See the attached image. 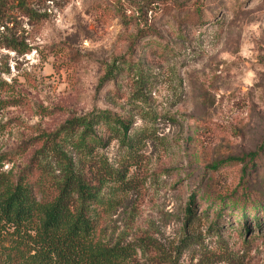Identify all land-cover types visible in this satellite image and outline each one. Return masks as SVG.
<instances>
[{
    "label": "rangeland",
    "instance_id": "rangeland-1",
    "mask_svg": "<svg viewBox=\"0 0 264 264\" xmlns=\"http://www.w3.org/2000/svg\"><path fill=\"white\" fill-rule=\"evenodd\" d=\"M34 1L42 22L9 25L31 52L0 48V171L24 169L66 121L109 112L132 149L99 127L105 244L136 264H264V153L228 163L264 142V0ZM228 197L260 207V226L239 208L217 219L209 204Z\"/></svg>",
    "mask_w": 264,
    "mask_h": 264
},
{
    "label": "trees",
    "instance_id": "trees-1",
    "mask_svg": "<svg viewBox=\"0 0 264 264\" xmlns=\"http://www.w3.org/2000/svg\"><path fill=\"white\" fill-rule=\"evenodd\" d=\"M36 5L34 0H0L1 49L17 55L31 52L9 25L42 22L45 15ZM110 79L111 74L107 81ZM99 127H107L110 138L117 139L128 152L132 149L130 126L109 112L97 111L70 119L56 135L40 139V147L24 169L15 174L0 171L1 264H136L135 250L110 247L98 237L99 222L105 215L101 192L109 177L95 158V149L107 140L99 135ZM65 142L71 146L69 152L62 147ZM261 153L264 142L256 152L229 158L228 163L253 162ZM2 160L0 155V170ZM220 165L214 163L211 168ZM196 204L192 195L186 207L188 216ZM209 206L219 211L217 219L227 209L239 208L237 214L245 228L251 219L248 215L253 213L255 226H260L258 206L240 208L233 197L211 200Z\"/></svg>",
    "mask_w": 264,
    "mask_h": 264
}]
</instances>
